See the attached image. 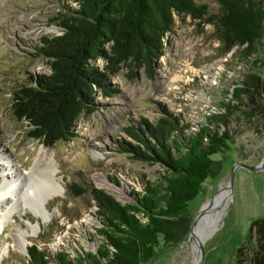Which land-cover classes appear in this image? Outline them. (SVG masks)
I'll list each match as a JSON object with an SVG mask.
<instances>
[{"label": "rangeland", "instance_id": "1", "mask_svg": "<svg viewBox=\"0 0 264 264\" xmlns=\"http://www.w3.org/2000/svg\"><path fill=\"white\" fill-rule=\"evenodd\" d=\"M194 1L206 5L202 17L174 14L171 29L162 37L163 54L154 59L152 77L144 67L136 70L134 78L129 76L128 68H121L109 79L118 92L111 96L94 94V110L74 123L76 136L71 141H58L47 147L29 136L26 120L13 116L12 92L30 76L50 73L47 60L35 55L36 48L42 36L62 33L53 17L60 7L66 4L76 7V2L0 0V153L9 152L18 166L28 171L53 158L55 177L61 185V191L45 204L50 214L47 221L37 220L30 210L21 216L14 212L12 219H7L0 231V247L10 243L16 224L28 231L27 243L24 251L11 246L5 253L0 251V264H27V247L33 244L49 256L59 251L73 256L96 250L100 242L96 232L101 224L89 189L101 188L120 202H130L134 200V191H141L147 180L155 182L165 172L160 164H150L120 152L115 141L133 142L122 127L137 122L140 117L155 122L159 115L156 102L196 127L209 112L218 109L219 102L231 98L232 89L239 84L241 74L252 66L251 61H255L264 80V39L249 56L250 62L240 63L243 46L235 45L224 52L218 40L216 1ZM260 2L264 8V0ZM90 63L102 67L105 61L98 58ZM249 126L242 121L236 124L232 139L212 155L214 164L210 176L180 214L190 223L185 237L171 245L160 244L155 255L143 264L264 261V249L258 247L264 242V170L240 166L256 165L264 158V126L260 123ZM234 165L237 167L232 170ZM71 183L88 190L75 196ZM226 188L229 199L216 228L203 239H197L195 227L204 206ZM30 222L38 225L34 233Z\"/></svg>", "mask_w": 264, "mask_h": 264}, {"label": "trees", "instance_id": "2", "mask_svg": "<svg viewBox=\"0 0 264 264\" xmlns=\"http://www.w3.org/2000/svg\"><path fill=\"white\" fill-rule=\"evenodd\" d=\"M74 1L76 7L66 4L53 17L62 33L42 36L36 48L35 55L47 60L50 73L30 76L12 92L13 116L26 120L29 136L47 147L76 136L74 123L94 110V94L118 92L109 79L121 68H128L131 78L140 67L153 76L154 59L163 54L162 37L171 29L174 14L200 18L206 8L194 0ZM215 1L222 50L243 46L239 62H250L249 56L264 39L260 0ZM98 58L105 61L102 67L90 63ZM254 62L241 74L231 98L219 102L218 109L196 127L159 102L155 122L140 117L122 127L133 142L115 140L116 148L134 159L160 164L165 172L155 182L147 180L141 191H134L130 202L91 187L88 192L101 224L96 250L73 256L59 251L49 256L33 244L27 247V264H143L160 244L182 240L190 223L180 214L210 176L212 155L232 139L240 121L246 126H264V80ZM69 186L75 196L88 190L77 183ZM258 247L264 249V242Z\"/></svg>", "mask_w": 264, "mask_h": 264}, {"label": "bare ground", "instance_id": "3", "mask_svg": "<svg viewBox=\"0 0 264 264\" xmlns=\"http://www.w3.org/2000/svg\"><path fill=\"white\" fill-rule=\"evenodd\" d=\"M54 159L39 164L31 170L20 168L16 160L9 152L0 153V231L7 219H12V214L30 210L37 220L45 222L49 219V212L46 209V202L49 198L56 196L61 188L55 177L56 167ZM37 164V163H36ZM228 188L222 190L218 195L207 203L199 217L195 232L197 239H203L211 234L216 228L218 220L226 207L229 199ZM29 197H32L29 199ZM32 233L39 225L29 223ZM17 229L11 235V241L0 247L2 253L7 252L9 246L13 249L24 251L27 243V230H22L20 224L14 225ZM196 242L193 241V251L196 252ZM1 254V253H0Z\"/></svg>", "mask_w": 264, "mask_h": 264}, {"label": "water", "instance_id": "4", "mask_svg": "<svg viewBox=\"0 0 264 264\" xmlns=\"http://www.w3.org/2000/svg\"><path fill=\"white\" fill-rule=\"evenodd\" d=\"M240 166L243 167V168L249 169V170H264V158L261 160L260 163H258L256 165H245V164H241ZM236 167H237V165H234V167L232 168V170L235 169ZM232 172H231L230 179H229V182L230 183H231V178H232ZM196 222H197V217L195 218V220L193 222V227L196 224ZM193 227L191 229V234H192V231H193ZM200 256H202V248H201V255Z\"/></svg>", "mask_w": 264, "mask_h": 264}]
</instances>
